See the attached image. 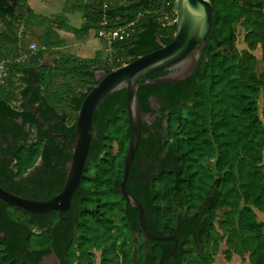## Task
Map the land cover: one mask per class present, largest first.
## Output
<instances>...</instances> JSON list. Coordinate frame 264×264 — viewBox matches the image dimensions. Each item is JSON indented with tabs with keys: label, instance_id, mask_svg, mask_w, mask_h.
<instances>
[{
	"label": "trees",
	"instance_id": "1",
	"mask_svg": "<svg viewBox=\"0 0 264 264\" xmlns=\"http://www.w3.org/2000/svg\"><path fill=\"white\" fill-rule=\"evenodd\" d=\"M111 1L84 0L78 7L83 15L80 26L61 22L50 25L40 42L61 46L63 39L56 29L69 30L82 39L92 31L97 34L104 21L109 28L134 23L131 36L116 43L113 51V55L124 56L128 62L157 49V37L164 43L171 41L175 27L163 17L166 12L175 13V0ZM212 2L216 12L214 30L195 73L185 80L138 91L143 130L127 189L144 206L146 226L153 234L175 233L178 239L174 255L163 264H215L214 253L222 241L228 259L234 253H249L250 264H264V222L258 221L252 208L264 213V120L258 105L261 93L264 94V71L257 72L254 53L238 51L235 32V24L244 18L254 29L246 34L245 41L250 48L261 47L264 62V0ZM13 3L0 0L2 10L9 6L1 13L5 29L0 36V60L16 54L23 42L16 30L19 21L26 28L45 24V18L29 8L27 0H20L18 8L17 0ZM106 55L103 50L89 58L60 55L53 66H48L42 63L45 52L41 51L28 61L12 64L5 84L0 85V138L11 139L13 147L19 148V141L29 136L27 125L36 121L38 112L46 116L64 108L62 113L68 123L58 129L65 134L60 145L63 140L71 143L76 118L70 123L69 113L78 112L86 92L97 83L96 72L113 69L103 63ZM162 74L157 71L148 77ZM68 75L73 79L70 84L57 86L56 79ZM126 99V89L111 94L94 116L88 162L80 192L73 200L82 214L77 223L80 264H93L94 248L103 253L118 249L129 252L125 242L138 227V212L127 204L119 189L132 131ZM18 100L22 103L16 106ZM36 137L51 138L47 129L38 130ZM39 147L36 145L33 152L22 150L10 160L18 161L15 170L19 174L35 161ZM45 151L51 170L60 171L61 162L53 158V154L58 155V147L50 145ZM66 158L71 159L69 150ZM144 158L145 166L139 165ZM53 161L56 166L51 165ZM10 162L0 160V169L9 173ZM64 179L65 173H60L52 182L62 188ZM242 198L245 205L241 208ZM223 201L228 208L216 225ZM96 203L99 207L94 206ZM130 209L134 216L131 213L129 218L125 214ZM174 245L173 240L146 241V264H158ZM7 251L0 247V264H32Z\"/></svg>",
	"mask_w": 264,
	"mask_h": 264
},
{
	"label": "water",
	"instance_id": "2",
	"mask_svg": "<svg viewBox=\"0 0 264 264\" xmlns=\"http://www.w3.org/2000/svg\"><path fill=\"white\" fill-rule=\"evenodd\" d=\"M175 14L176 19L170 23L175 27L170 42L164 43L160 37H157L156 41L159 44L157 49L108 72L101 70L97 83L86 92L77 112L73 141L66 144L71 150V159L62 190L49 199L36 200L10 193L0 186V199L30 213L40 214L53 210L61 212L69 209L88 162L93 141L94 116L111 94L126 89L127 113L132 131L119 189L127 204L138 212L140 227L150 238L158 241H175L173 248L158 264H163L174 255L178 245L175 233L169 236H157L147 229L144 206L133 193L128 191L127 183L143 130V110L138 91L147 86L175 83L193 75L214 30L216 12L212 0H175ZM157 71H162L164 74L154 78L148 77L149 74Z\"/></svg>",
	"mask_w": 264,
	"mask_h": 264
},
{
	"label": "flooded vegetation",
	"instance_id": "3",
	"mask_svg": "<svg viewBox=\"0 0 264 264\" xmlns=\"http://www.w3.org/2000/svg\"><path fill=\"white\" fill-rule=\"evenodd\" d=\"M9 2L10 5L14 4L13 0H9ZM17 4L16 8H18L20 0H17ZM8 7L9 6H6V9H8ZM5 10L0 8V20L2 23L5 17L4 15L2 16L1 13L6 12ZM3 32L4 30H0V36ZM17 92L19 93V90ZM18 97H21V93L18 94ZM20 103H22V101L18 100L15 102V105L18 106ZM34 106L36 107V104H34ZM35 117L36 121H33L29 126L27 125L26 130L29 136L27 139L19 141L21 144L19 148L13 147L14 143L11 139L4 140L0 138V160L2 161L4 159L6 163L14 159L13 157L16 156V153L18 154V152L27 149L33 152L36 145L40 144L39 155H37L35 161L27 167L25 172L19 174L17 170H15L18 164L16 160L7 164V168L12 169L9 173H5L0 169V186L6 191L19 196H23L22 193H24L27 195V198L30 199L46 200L57 195L62 190L68 173L70 160L68 158L65 159V153L68 150L71 152V150L66 147V144L70 143H66V141L63 140L62 145H60L62 136L65 134L58 131L63 124L66 125L68 123V119H65L63 113L59 111L50 112L46 116L43 115V112H38ZM40 129H47L51 138L45 140L38 139L36 135ZM50 145H56L58 147V155L53 154V158L61 162L62 168L57 172L51 170L48 163L49 158L47 157L49 156L46 155L45 149ZM146 162L147 159L144 158L138 164L145 166ZM51 165L56 166L57 162L53 161ZM147 168H144V171H146ZM60 173L62 176L65 173L62 188L61 184L58 182H52L60 177ZM52 184L55 185L54 188H51ZM78 190L80 192L79 188L77 191ZM76 192L71 199L69 209L61 212L59 210H53L40 214L30 212L24 213L18 210L16 206L10 205L0 199L1 249L8 250L7 252H9L11 256L25 257L28 262L32 264H80V230L77 223L82 214L80 210L76 209L78 208L77 206L76 208L74 207L73 200L76 201L77 199V196H75ZM244 205L245 202L242 198L240 199L241 208ZM94 206L99 207V204L96 203ZM227 208L226 202L223 201L221 208L222 215ZM252 208L255 212L258 210L255 207ZM131 211L130 209L125 214L129 218L131 213V216H134V211ZM97 213L99 214V208L97 209ZM114 218L112 214V221ZM138 220L139 218L137 222ZM116 223H119L118 218L116 219ZM216 223H218V219L215 224ZM149 231L151 232V230ZM133 232V237L128 238L124 246L130 249L129 252L118 249L103 253L101 249L94 248L91 250V262L93 264H146L143 247L146 241L154 239L150 238L141 229L139 222L138 227ZM122 242L123 239H120L119 243L121 244Z\"/></svg>",
	"mask_w": 264,
	"mask_h": 264
},
{
	"label": "rangeland",
	"instance_id": "4",
	"mask_svg": "<svg viewBox=\"0 0 264 264\" xmlns=\"http://www.w3.org/2000/svg\"><path fill=\"white\" fill-rule=\"evenodd\" d=\"M84 0H27V6L35 11L36 14H38L41 17L45 18V24L40 27H34L31 26L30 28H26L23 22L19 21L16 25V30L18 32V36L22 38L23 42L18 46V52L16 54L10 53L5 58L0 60V62L6 60V59H18L22 58L24 54H29L30 51V45L32 43H35L36 45H41L43 43L40 42V37L45 33L47 30V27L52 26H58L61 22L63 24H69L72 26H80L83 23V15L82 12L78 9L80 6V3H82ZM112 2L111 0H109ZM246 0H241L242 2H245ZM170 18V23H172L176 19V15L174 12L170 13L168 15ZM60 23V24H61ZM56 28V27H55ZM0 30H4L3 23L0 20ZM61 30L62 34L64 35V43L61 47H55L50 46L47 51H45V57L42 60V63L44 65L53 66V62L58 56L60 55H79L80 57L83 56H94L95 52L92 48L84 47L82 44L85 39H77L74 34L65 29H59ZM253 30L252 26H249L245 19L242 18L240 21H238L235 24V32H236V47L240 53L250 50L252 53H254L258 59L256 69L258 73H262L264 71V62L262 58V51L261 47L259 45L255 46L254 48H250L248 46V43L245 41L246 34ZM91 36L93 38L99 39L98 35L92 31ZM103 42V41H102ZM103 51L107 52L106 43L103 42ZM51 52H54L51 54ZM32 56H28L26 60L28 61ZM107 57V55H106ZM29 58V59H28ZM121 58H125L124 56H121ZM107 59V58H106ZM106 59H103V63L107 64ZM22 60V59H21ZM24 62V61H21ZM100 74V71L96 72V77H98ZM71 77L68 75L66 78H57L56 84L57 86H64L66 84H70ZM73 80V79H72ZM259 105V113L264 120V94L261 93L260 99L258 101ZM64 108H59V112H62ZM77 113L70 112L69 113V122L72 123L74 119L76 118ZM257 212V219L260 222H264V213L260 211ZM219 213V219H221L222 210H218ZM218 225V223H216ZM227 247L225 244V241H222L220 243L219 249L214 253V260L215 264H250V257L249 253H245L243 256H240L238 254H233L231 259H228L225 251ZM99 253V252H98Z\"/></svg>",
	"mask_w": 264,
	"mask_h": 264
},
{
	"label": "built area",
	"instance_id": "5",
	"mask_svg": "<svg viewBox=\"0 0 264 264\" xmlns=\"http://www.w3.org/2000/svg\"><path fill=\"white\" fill-rule=\"evenodd\" d=\"M105 2H109V0H104ZM170 13L172 12H166L165 16L163 17L165 22L170 23V18L168 15H170ZM133 24L131 23L129 25L126 26H122V27H117V28H109L107 27L108 22L104 21L103 22V27L98 31L97 35L99 37L100 40H102L103 42L106 43L107 46V59L106 62L109 66H111L112 68H116L117 66H120L122 64H125V59L121 58V56L119 55H113L114 54V45L116 43H122L125 42L133 33ZM50 46L46 45V44H41V45H36L35 43H32L30 45V53L29 54H24L23 56H21L22 58H18V59H6L2 62H0V85L5 84L7 78H8V73H9V69L11 67L12 64L14 63H20L21 61H27L26 58L28 56H35L37 54V52H45L49 48ZM22 59V60H21ZM29 59V58H28Z\"/></svg>",
	"mask_w": 264,
	"mask_h": 264
},
{
	"label": "crops",
	"instance_id": "6",
	"mask_svg": "<svg viewBox=\"0 0 264 264\" xmlns=\"http://www.w3.org/2000/svg\"><path fill=\"white\" fill-rule=\"evenodd\" d=\"M56 31H57V33L60 35V37L63 39V43H64V35L62 34V32H61V30H59V29H56ZM75 36V35H74ZM76 37V36H75ZM77 38V37H76ZM85 38H87L86 39V41H84V43L82 44L85 48L86 47H88L89 49L90 48H92L93 49V51L95 52V54H96V52L97 51H100V50H103V42H102V40H100V39H97V38H93L92 36H91V34L88 36V37H85ZM85 38H82V39H85ZM77 39H80V38H77ZM63 43H62V45H63ZM61 45V46H62ZM61 46H52V47H55V49L54 50H56L57 48L56 47H61ZM94 54V55H95ZM75 56H78V57H80L79 55H75ZM89 57H93L92 55H89V56H83L82 58H89Z\"/></svg>",
	"mask_w": 264,
	"mask_h": 264
}]
</instances>
